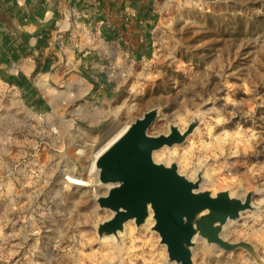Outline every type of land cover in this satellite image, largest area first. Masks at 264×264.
Instances as JSON below:
<instances>
[{
	"label": "rangeland",
	"instance_id": "obj_1",
	"mask_svg": "<svg viewBox=\"0 0 264 264\" xmlns=\"http://www.w3.org/2000/svg\"><path fill=\"white\" fill-rule=\"evenodd\" d=\"M157 3L143 59H122L124 68L95 56L76 71L106 68L111 86L73 94L36 75V102L0 82V264H175L152 220L127 221L118 238L97 234L112 211L96 201L109 187L96 185V155L152 108L149 135L167 134L171 124L185 130L196 119L181 143L153 151L155 162H175L190 180L199 173L206 189L253 192L252 207L221 236L250 243L257 259L198 238L193 263L264 264V0ZM68 175L93 185L76 188Z\"/></svg>",
	"mask_w": 264,
	"mask_h": 264
},
{
	"label": "water",
	"instance_id": "obj_2",
	"mask_svg": "<svg viewBox=\"0 0 264 264\" xmlns=\"http://www.w3.org/2000/svg\"><path fill=\"white\" fill-rule=\"evenodd\" d=\"M157 114V108H152L134 118L94 161L96 185L109 186L96 201L99 207L112 211V216L97 226L99 238H118L129 220L137 227L152 220L150 230L165 246L167 262L194 264L192 250L198 238L225 250L244 248L257 259L250 243L230 242L221 236L228 221H235L252 207L253 192L240 198L227 189H206L199 173L190 180L177 171L175 162H155L154 150L181 143L196 125L194 119L185 130L171 124L167 134L149 135Z\"/></svg>",
	"mask_w": 264,
	"mask_h": 264
},
{
	"label": "crops",
	"instance_id": "obj_3",
	"mask_svg": "<svg viewBox=\"0 0 264 264\" xmlns=\"http://www.w3.org/2000/svg\"><path fill=\"white\" fill-rule=\"evenodd\" d=\"M160 9L157 0H0V82L36 102V75L73 94L109 87L106 68L76 71L95 56L124 68L122 59H143Z\"/></svg>",
	"mask_w": 264,
	"mask_h": 264
},
{
	"label": "bare ground",
	"instance_id": "obj_4",
	"mask_svg": "<svg viewBox=\"0 0 264 264\" xmlns=\"http://www.w3.org/2000/svg\"><path fill=\"white\" fill-rule=\"evenodd\" d=\"M127 126L125 128H123V130L121 132H119L113 139H111L97 154H99L106 146H108L109 144H111L116 138H118L125 130H126ZM97 156V155H96ZM67 179H68V183L72 186H77L80 187H92L93 183H89L79 177H75L73 175H68L67 176ZM186 219V218H185ZM184 219V220H185ZM186 222L189 223V220H186Z\"/></svg>",
	"mask_w": 264,
	"mask_h": 264
}]
</instances>
